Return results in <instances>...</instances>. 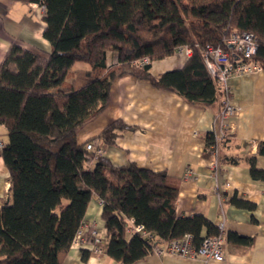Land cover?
<instances>
[{
  "label": "trees",
  "instance_id": "trees-1",
  "mask_svg": "<svg viewBox=\"0 0 264 264\" xmlns=\"http://www.w3.org/2000/svg\"><path fill=\"white\" fill-rule=\"evenodd\" d=\"M7 1L43 6L42 37L49 53L43 58L11 45L0 64V125L7 136L0 155L10 176L9 203L0 207V264H60L92 197L102 205L104 253L119 264L143 259L160 241L190 234L198 246L204 237L217 235L216 226L202 215L177 216L179 179L133 163L114 166L89 152L88 142L78 145L76 133L104 111L113 79L124 74L147 79L199 108L216 104L220 93L201 53L207 45H219L232 60L235 55L224 39L249 32L257 43L253 61L264 69V0ZM180 46L191 50L181 69L148 74L152 61L173 55ZM108 52L117 57L110 66ZM143 58L148 63L137 65ZM129 128L116 120L98 140L113 145L118 132ZM204 140L203 156L210 159L214 133L204 134ZM258 152L264 155V141ZM248 171L253 180L264 181V170L253 160ZM227 203L255 208L236 196ZM129 220L152 238H126ZM228 238L252 243L239 235Z\"/></svg>",
  "mask_w": 264,
  "mask_h": 264
},
{
  "label": "crops",
  "instance_id": "crops-1",
  "mask_svg": "<svg viewBox=\"0 0 264 264\" xmlns=\"http://www.w3.org/2000/svg\"><path fill=\"white\" fill-rule=\"evenodd\" d=\"M41 16L27 4L0 0V64L11 45L43 58L48 56L49 44L42 37L45 24ZM187 57L173 54L152 61L148 74L158 77L162 73L179 70ZM116 61V54L108 52L107 65ZM76 67L83 65L76 64ZM227 84L230 102L238 112L227 119L224 127L226 139L220 149L223 162L218 176H213L209 159L203 156L204 134L218 131V102L199 108L186 103L174 92L159 89L149 80L130 74L113 79L106 108L78 129L76 143L93 142L101 148V156L114 166L133 163L179 179L175 204L177 216L202 215L213 225L221 220L224 223L225 261L206 264H264V181L253 180L248 171L251 160L256 168L264 170V155L258 152L259 143L264 141V69L232 77ZM116 120L130 128L118 132L113 145H103L98 140L100 132ZM0 143H7L2 125ZM187 167L195 171L194 178L184 179ZM225 183L229 186L224 187ZM9 187V172L0 155V207L9 203ZM232 196L253 203L255 208L249 211L230 205L227 199ZM101 210L100 201L92 197L83 222H94L106 242ZM229 234L248 237L252 243H238L229 239ZM83 252L88 253L85 260L82 259ZM60 264L119 263L105 253L95 256L87 250L69 248ZM132 264L203 263L198 258L151 253Z\"/></svg>",
  "mask_w": 264,
  "mask_h": 264
},
{
  "label": "built area",
  "instance_id": "built-area-1",
  "mask_svg": "<svg viewBox=\"0 0 264 264\" xmlns=\"http://www.w3.org/2000/svg\"><path fill=\"white\" fill-rule=\"evenodd\" d=\"M30 7L43 14L44 8L39 4L32 3ZM224 44H227L231 52L235 55L234 59H230L229 52L222 49V47L207 45L201 57L203 64L210 76L213 85L220 93L218 100V112L216 120L218 122V131L213 132L215 137V144L210 149L209 169L213 176H218L221 170L219 162V149L221 141L226 138L224 127L226 121L230 116L237 114L238 109L230 102V89L227 84L228 80L232 77H239L244 74L254 73L261 71L262 68L259 64L253 61V57L257 51V43L254 35L249 32L231 33L226 39ZM191 50L186 46L177 47L174 54H184L189 56ZM148 63L147 58L139 60L136 64L143 66ZM0 143V150L2 149ZM85 148L95 154L101 155L102 150L93 142L85 144ZM184 179H192L196 173L190 167L184 171ZM228 183L224 187H228ZM101 203V202H100ZM218 234L211 237H204L198 246L193 243V238L190 234H185L181 238L171 241H160L153 247L152 253L157 255L175 254L180 257L200 259L203 264L210 261L223 263L225 261V240H224V223L223 221L217 222L215 225ZM139 235L141 238H152V234L147 232L142 225L134 224L133 220H129L125 229L126 236ZM105 238L101 235L95 227L94 222L82 223L76 231L70 248L77 250H87L91 255L99 256L104 254Z\"/></svg>",
  "mask_w": 264,
  "mask_h": 264
}]
</instances>
